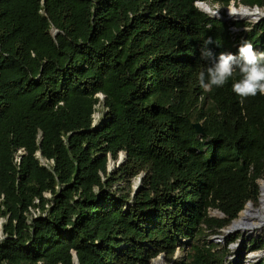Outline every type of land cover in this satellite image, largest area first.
I'll list each match as a JSON object with an SVG mask.
<instances>
[{
    "label": "trees",
    "instance_id": "1",
    "mask_svg": "<svg viewBox=\"0 0 264 264\" xmlns=\"http://www.w3.org/2000/svg\"><path fill=\"white\" fill-rule=\"evenodd\" d=\"M197 1L264 8L0 0V264H225L237 237L209 238L258 205L264 94L236 95L237 75L204 90L200 50L209 37L213 53L264 50V20Z\"/></svg>",
    "mask_w": 264,
    "mask_h": 264
},
{
    "label": "clouds",
    "instance_id": "2",
    "mask_svg": "<svg viewBox=\"0 0 264 264\" xmlns=\"http://www.w3.org/2000/svg\"><path fill=\"white\" fill-rule=\"evenodd\" d=\"M212 38L203 40L200 57L206 63L197 74L199 85L206 91L223 87L230 78L233 92L241 98L264 94V50H258L248 39H243L236 52L213 53L208 47Z\"/></svg>",
    "mask_w": 264,
    "mask_h": 264
},
{
    "label": "rangeland",
    "instance_id": "3",
    "mask_svg": "<svg viewBox=\"0 0 264 264\" xmlns=\"http://www.w3.org/2000/svg\"><path fill=\"white\" fill-rule=\"evenodd\" d=\"M199 3H201V4L203 3V4L208 5L212 11L218 13L217 18L223 19V20H227L228 22H236L237 21V22H249V23H252V24H256V22H259L260 20H264V18H261L258 21H254V20L247 19V17H244L243 18L241 16L240 17H238V16L231 17L229 19V16H227V10L229 8H235L237 10H239V9H243L244 10L246 8V7L242 6V5L235 4L234 2H231V4L228 7H221V6H218V5H210L207 2L197 1L195 3V6L197 8H198V4ZM252 9H254V8H249L247 10L249 12H252ZM259 10L260 11H264V8L259 9ZM241 31L242 30H239V29L236 30V29H233L232 28V33H234V34H239ZM244 31H246V29H244ZM52 33H53V35L55 34V32H52ZM100 98L102 99L101 96H100ZM102 114H103V107L100 104V105H98L96 107V112H95V114L93 116V119H94V123L95 124L98 123V121L101 118ZM42 163L44 164V162H42ZM116 167H117V162L109 161V163H108V170L109 171H113ZM137 183H138V179H136L134 181L133 186L135 187L137 185ZM260 183H261V181L259 182V186H260ZM259 197H260V195H259ZM245 207H246V205H245ZM245 207H244V209H245ZM260 207H261V205H260V199L258 200V205L256 207H254L252 205V208L253 209H259ZM32 213H33L34 216L35 215L36 216L38 215V212L37 211L32 212ZM209 213H210L211 216L221 217L220 213L217 212V211H215V210H211V211H209ZM240 213H239V215H240ZM238 218H239V216H238ZM226 229H224L222 231V234L223 235L219 236V238H214V237H210L209 238V239H212V241L213 242H216L217 244L225 245L226 238H229V237H235L236 238L237 237L236 241L228 246L229 256L226 258L225 264H259V263L264 264V250L251 251V248L254 246L252 244V242L254 240H256V242L258 243V242H260V239H263L264 238V227L261 228L258 231H254L253 234L250 235V237H248V238L242 237V234L241 233H236L234 235L231 234V235L225 236V230ZM222 236H225V237H222ZM2 238H3V235H2L1 228H0V240ZM177 255H178V253H177ZM255 256L257 258H254ZM261 256H262V258H261ZM157 258H161L162 259L161 260L162 261L161 264H166L164 262L162 256H158ZM154 260H152L150 262V264H152V262ZM174 260L172 261L171 264H175L174 263Z\"/></svg>",
    "mask_w": 264,
    "mask_h": 264
},
{
    "label": "bare ground",
    "instance_id": "4",
    "mask_svg": "<svg viewBox=\"0 0 264 264\" xmlns=\"http://www.w3.org/2000/svg\"><path fill=\"white\" fill-rule=\"evenodd\" d=\"M198 8L211 17H217L218 13L210 9L206 4H198ZM227 16L229 19L231 17H247V19L258 21L261 18H264V11L259 9H252V12H249L246 8L235 9L229 8L227 10ZM260 205L259 209H253L251 205H246L245 209L240 213L239 218L233 222V226L225 230V233L228 235H234L236 233H241L242 237H250L254 231H258L264 227V180L260 183ZM254 258H257L256 256ZM262 258V256H261ZM253 259V258H252ZM161 258L155 259L152 264H161Z\"/></svg>",
    "mask_w": 264,
    "mask_h": 264
},
{
    "label": "water",
    "instance_id": "5",
    "mask_svg": "<svg viewBox=\"0 0 264 264\" xmlns=\"http://www.w3.org/2000/svg\"><path fill=\"white\" fill-rule=\"evenodd\" d=\"M199 9V8H198ZM246 9H249L248 7H246ZM254 9H258L257 7H254ZM200 10V9H199ZM201 11V10H200ZM204 13V12H203ZM206 14V13H205ZM213 18H217V17H213ZM225 21H227V20H225ZM194 128H195V130H196V132H197V134H201L202 133V128H201V125L200 124H195L194 125ZM37 155L39 156V153H37ZM125 157H126V155L125 154H123V153H120L119 154V156H118V160H117V166H119L123 161H124V159H125ZM259 189H260V186H259ZM246 205H251L252 206V204L251 203H247ZM239 216V215H238ZM234 222V221H233ZM233 222L231 223V225L228 227V228H231L232 226H233ZM0 228H1V226H0ZM227 228V229H228ZM228 234H226L225 233V236H227ZM225 236H222V237H225ZM214 238H219V236H214ZM211 241H212V239H210ZM162 260V259H161Z\"/></svg>",
    "mask_w": 264,
    "mask_h": 264
},
{
    "label": "built area",
    "instance_id": "6",
    "mask_svg": "<svg viewBox=\"0 0 264 264\" xmlns=\"http://www.w3.org/2000/svg\"><path fill=\"white\" fill-rule=\"evenodd\" d=\"M94 121V120H93ZM94 123V122H93ZM95 124V123H94ZM19 154H20V152H19Z\"/></svg>",
    "mask_w": 264,
    "mask_h": 264
}]
</instances>
